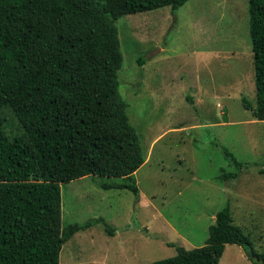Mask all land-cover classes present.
<instances>
[{
  "label": "rangeland",
  "instance_id": "1",
  "mask_svg": "<svg viewBox=\"0 0 264 264\" xmlns=\"http://www.w3.org/2000/svg\"><path fill=\"white\" fill-rule=\"evenodd\" d=\"M248 5L188 0L176 10L118 18L119 92L146 156L135 173L142 198L103 188L101 176L62 183L63 226L103 217L113 232L103 222L77 232L64 244L61 264H148L174 256L170 243L203 245L227 204L264 256V120L242 103L243 95L254 105L256 98ZM224 149L246 165L236 166ZM223 170L239 176L222 180ZM219 264L255 262L242 246L227 244Z\"/></svg>",
  "mask_w": 264,
  "mask_h": 264
},
{
  "label": "trees",
  "instance_id": "2",
  "mask_svg": "<svg viewBox=\"0 0 264 264\" xmlns=\"http://www.w3.org/2000/svg\"><path fill=\"white\" fill-rule=\"evenodd\" d=\"M187 1L0 0V264H61L77 232L96 222L113 232L103 217L63 226L62 183L101 176L103 188L139 197L135 173L146 156L119 92L124 57L116 21ZM248 13L256 98L254 105L243 95L242 103L264 120V0H249ZM223 172L222 180L239 176ZM227 244L264 262L227 204L203 245L170 243L176 255L148 264H219Z\"/></svg>",
  "mask_w": 264,
  "mask_h": 264
},
{
  "label": "crops",
  "instance_id": "3",
  "mask_svg": "<svg viewBox=\"0 0 264 264\" xmlns=\"http://www.w3.org/2000/svg\"><path fill=\"white\" fill-rule=\"evenodd\" d=\"M118 189H119V188H118ZM139 197L142 198L141 191H140V193H139ZM226 246H227V245H226Z\"/></svg>",
  "mask_w": 264,
  "mask_h": 264
}]
</instances>
